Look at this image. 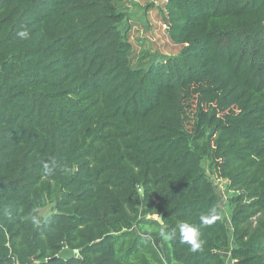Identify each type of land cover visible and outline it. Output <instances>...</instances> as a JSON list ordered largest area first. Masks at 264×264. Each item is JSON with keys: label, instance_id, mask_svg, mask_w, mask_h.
<instances>
[{"label": "trees", "instance_id": "obj_1", "mask_svg": "<svg viewBox=\"0 0 264 264\" xmlns=\"http://www.w3.org/2000/svg\"><path fill=\"white\" fill-rule=\"evenodd\" d=\"M117 1L0 0V264H264V0H164L146 69Z\"/></svg>", "mask_w": 264, "mask_h": 264}, {"label": "rangeland", "instance_id": "obj_2", "mask_svg": "<svg viewBox=\"0 0 264 264\" xmlns=\"http://www.w3.org/2000/svg\"><path fill=\"white\" fill-rule=\"evenodd\" d=\"M164 0H118L117 8L126 16L121 28L126 32L131 44V67L147 68L153 62L160 61L169 56H175L180 51V46L173 44L164 27L162 6ZM203 167L207 164L203 161ZM216 191L223 197L232 194L227 190V182L219 181L212 177ZM57 198L49 202L47 206L40 210L41 220L55 211ZM222 220L229 225L230 211L223 205L221 207ZM153 245L163 259V252L158 239H153ZM227 262L229 261V252L223 251Z\"/></svg>", "mask_w": 264, "mask_h": 264}, {"label": "clouds", "instance_id": "obj_3", "mask_svg": "<svg viewBox=\"0 0 264 264\" xmlns=\"http://www.w3.org/2000/svg\"><path fill=\"white\" fill-rule=\"evenodd\" d=\"M18 36L20 38L26 39L28 37V32L26 30H21L18 32ZM45 174H51L53 168L45 163L43 165ZM218 214L215 208L211 209L207 216L201 217L202 224L209 225L213 223L216 219H218ZM33 222H35V218H33ZM179 228V239L181 243H186L190 245L192 251L202 250V246L204 241L200 238L201 233L200 229L197 226L190 225L186 222H182L178 225ZM176 230H161V236L168 241L176 239Z\"/></svg>", "mask_w": 264, "mask_h": 264}, {"label": "water", "instance_id": "obj_4", "mask_svg": "<svg viewBox=\"0 0 264 264\" xmlns=\"http://www.w3.org/2000/svg\"><path fill=\"white\" fill-rule=\"evenodd\" d=\"M158 222L161 223L162 220H161V215L157 218ZM68 254V250L66 248H64L59 254L57 257H63V256H66ZM26 264H37V262H35L33 260V258H29L27 261H26Z\"/></svg>", "mask_w": 264, "mask_h": 264}, {"label": "built area", "instance_id": "obj_5", "mask_svg": "<svg viewBox=\"0 0 264 264\" xmlns=\"http://www.w3.org/2000/svg\"><path fill=\"white\" fill-rule=\"evenodd\" d=\"M164 27L166 28V26L164 25Z\"/></svg>", "mask_w": 264, "mask_h": 264}]
</instances>
